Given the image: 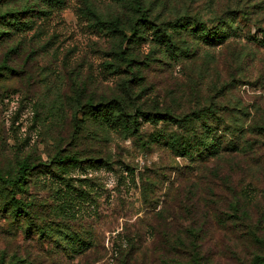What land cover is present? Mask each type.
I'll return each mask as SVG.
<instances>
[{"label":"rangeland","instance_id":"obj_1","mask_svg":"<svg viewBox=\"0 0 264 264\" xmlns=\"http://www.w3.org/2000/svg\"><path fill=\"white\" fill-rule=\"evenodd\" d=\"M127 1L0 2V264L264 257V0H139L149 26L169 29L190 59L171 55L151 32L123 42L95 23V12L118 20L133 40L128 30L142 16ZM178 20L232 36L207 45L172 31ZM114 100L132 113L205 112L226 150L191 160L151 142L186 136L179 125L141 119L130 135L87 115L88 102ZM73 154L87 161L57 165ZM22 164L37 168L21 187L30 217L19 225L5 204Z\"/></svg>","mask_w":264,"mask_h":264},{"label":"trees","instance_id":"obj_2","mask_svg":"<svg viewBox=\"0 0 264 264\" xmlns=\"http://www.w3.org/2000/svg\"><path fill=\"white\" fill-rule=\"evenodd\" d=\"M1 1L2 0H0V2ZM50 1L58 4L60 3L59 0ZM127 4H131L133 11H136L142 16L141 18H137L135 21L131 22V28L128 30V32H132V36L134 38L133 40L128 38L126 34L127 30L118 20L105 19L97 12L92 13V17L98 26L118 34L117 38H121L123 42L128 40L137 43L145 39L142 35L151 32V34L155 36L156 42L163 45L167 52H171V55H175L177 58H192L194 52L191 51L189 47L178 48V46L174 44L173 34L168 33L169 29L163 28L162 25L158 27L149 26L152 24L150 18H143L146 17L144 14L145 10H140L142 1H127ZM169 26L170 29L176 33H192L194 36L198 37L197 39H200L204 44L207 45H223L232 36L230 33L221 31L218 28L212 30L206 25L200 26V24L190 21L183 22V20H178L175 23H170ZM122 60L126 63L128 62V65L132 62V60H129L126 57ZM107 66L114 67L113 64H108ZM85 109L87 115H89L95 122H99L103 126H107L119 132L128 133L130 135H135L136 133L140 132L141 119L154 124L165 122L179 125V127L186 130V136L176 137L172 135H157L155 139L151 140V142L168 145L178 156L189 157L191 160L197 157H216L226 150L221 142V137L218 136V128H215L209 124V122H207L208 118L205 112L202 111L196 116L190 115L182 118H178L167 112L150 113L137 110L135 113H132L127 110V103H124L121 100H114L104 105H93L92 103L88 102L85 106ZM257 131L264 135V127L257 128ZM86 161L87 160H80L79 155L73 154L64 156L56 163L57 165H62L63 163H84ZM35 168H37V166L22 164L19 168L17 178L15 180L8 181V187L11 190L9 192L10 194L8 196V202L5 204V212H7L8 217H10L12 222L15 224L19 222L21 223L22 219L30 217V212L25 210L26 207L29 206H26L22 198L18 197L21 194V191H23L21 187L25 182V176L29 171H32ZM20 223L19 225H21ZM32 225L33 224H31V226ZM43 234H45V232H43ZM65 237L70 239L74 244H77V249H80V242L82 243L81 245L84 247V249L87 248L85 247V242H79L78 239L70 235H66ZM81 252L82 251L78 253ZM252 264H264V257H259Z\"/></svg>","mask_w":264,"mask_h":264}]
</instances>
